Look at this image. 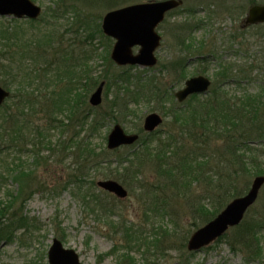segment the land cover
<instances>
[{
	"label": "rangeland",
	"instance_id": "obj_1",
	"mask_svg": "<svg viewBox=\"0 0 264 264\" xmlns=\"http://www.w3.org/2000/svg\"><path fill=\"white\" fill-rule=\"evenodd\" d=\"M33 1L43 10L36 22L0 17V28L8 32L5 39L0 40V84L14 96L18 86L26 88L30 84L24 78L31 77L34 70L41 71V80L35 84L48 85L41 81L50 71L48 76L53 78L58 74L61 81L40 90L46 89V99L50 100L52 95L48 94L55 88L58 95H63L62 106L66 97H71L66 89L70 87L72 75L66 77L62 73L66 72L67 65L72 71V65L88 63L97 75L104 72L119 75L123 71L112 61L105 60L115 43L104 37L101 29L103 17L117 9L109 8L151 0H85V4H78L79 12L72 11V1L64 4L58 0ZM258 4H264V0H184L183 8L173 11L158 28L162 37L156 53L158 65L149 70H127L132 80L139 79L131 87L133 91L136 87L139 92L155 94L149 102L138 101V116L127 114L107 120L103 128L88 133L72 129L69 106L52 113L42 106L37 113L31 114L33 126L49 129L46 136L51 145L41 151L47 161L36 170L39 183L25 205L23 217L26 220L5 222L11 237L10 240L0 238V264H48V250L54 238L60 239L66 248L74 249L83 264H264V188L239 228L231 229L200 252L190 253L186 248L190 236L203 224L202 213L214 211L218 206L217 198L222 197L227 185L244 195L256 177L251 176L249 168L231 184L230 178L239 171L228 150L237 151L245 160L248 156L249 160L255 157L261 165L260 171H264V25L242 28L248 9ZM187 11L191 12L186 14ZM138 50L133 49L135 54ZM59 62L65 65L52 70ZM223 70L228 73L224 74ZM198 75L209 77L213 82L212 93L222 91L231 104L241 105L248 99H257L258 103L259 98L261 106L258 114L243 120L242 126L230 129L229 133L220 129V140L213 138L207 146H199L198 142L196 145L194 140L181 136V125L175 118L181 116L185 120L197 113L196 109L202 106L201 100L207 99L201 96L179 104L174 97L188 78ZM16 76L21 77V85L18 81L14 83ZM221 76L226 78L221 79ZM222 81V89H219ZM117 89L113 82L107 94L105 86L100 114L109 110ZM58 95L54 96L57 101ZM125 98L122 101L136 107L137 104L128 102H133L132 96ZM14 103H17L16 97L10 99L7 106L12 107ZM151 113L164 119L156 139H150L154 140L153 147L165 150L173 167L195 159L197 161L192 164L195 168L196 163L205 164L203 174L207 182L202 180L189 186L192 179L184 178L181 173L173 177L161 174L152 161L142 163L140 158L136 159L144 151L134 156L136 148L133 146L114 152L107 150L108 134L116 124L129 134H140L139 144L147 141L148 135L142 131L143 121ZM53 125L59 128L53 130ZM249 139L254 145L247 147ZM80 142L84 154L90 149L96 154L103 150L109 153L107 163L89 168L78 183H74L77 175L74 144ZM63 143H67V148L60 155L58 146ZM14 156V150L0 140L1 199L6 190L17 189L7 178L11 167L18 162L17 155ZM27 156L22 158L26 161ZM98 158L103 162L100 155ZM129 159L133 165H120L122 160ZM29 164L34 166L33 161ZM110 170L119 174V179L113 175L114 179L129 190L126 200L104 194L97 187L98 181L108 179L105 173ZM190 170L187 165L186 173L190 174ZM193 172L196 174L195 170ZM90 194L99 196L102 205L97 208L89 203ZM226 199L222 202L229 203L234 198ZM244 223H258L250 229L260 238L262 249H257L256 245L247 249L239 242L245 233Z\"/></svg>",
	"mask_w": 264,
	"mask_h": 264
},
{
	"label": "trees",
	"instance_id": "obj_2",
	"mask_svg": "<svg viewBox=\"0 0 264 264\" xmlns=\"http://www.w3.org/2000/svg\"><path fill=\"white\" fill-rule=\"evenodd\" d=\"M65 1H72L73 12H79L81 10V8H79L78 6L79 3L85 4V0H58V2L62 4L66 3ZM108 2H110V0ZM131 4L133 3L131 2ZM126 5H130V3H125L124 5L118 6L112 5L113 7L109 9L111 10L113 8H119ZM7 34L8 32L6 28H0L1 41L5 39ZM106 57L105 60L111 62L110 54ZM59 65L61 66L65 64H61L59 62L57 67H52V70H59ZM130 69L132 68H122L121 70L123 71H121V74L119 75H114L106 72H104L103 75H97L96 71H94V67L88 63H78L72 65V71L69 70V66L67 65L66 72L62 73L66 77H69L70 74L72 75L70 87L66 89V93L72 98L69 96L66 97L65 102L62 106L61 104L64 99H61V97L63 95H58V93H56L57 91H55V88L50 92V94H48L52 95V97H50V100L46 99V89L44 90V92H41L40 90L41 87H46L52 83L60 82L61 80L58 79V74H55V76L51 78L50 76H48V74L50 73L49 71L48 74L44 76L45 80L41 81L45 83L47 82L48 85H36L35 82H39V80H41L39 76V73L41 71L34 70V74H32L31 77L27 76L24 78V80L29 81L30 84L26 88H24L23 85L17 87V92L13 96L16 97L17 103H14L12 107L5 104L0 108V140L2 142L5 141V143L7 142L8 148L14 150L15 156L17 155L19 162L15 163V166L11 167L10 170L8 169L9 172L7 174V178H10L12 180L13 184L17 186V189L6 190L3 198H0L1 239L10 240L11 237V234L10 237L8 235L9 225L5 226V222L11 221L14 223V221H16V223H23V221L26 220V218H24L25 216L23 217L25 205H27V202L35 193L34 188L36 187V183H39L36 170L38 169V167H40L41 164L43 165L47 161L46 158H43L41 156V151L46 145H48V147H50L51 145L50 139L46 136L49 129L44 130L43 127L37 126L36 124L33 126L30 122L31 114L37 113V109L42 108V106L43 108L46 107L47 110H50V113H52L53 110H62V107L69 106V108H71L70 112L72 115V129H80V131L84 130L88 133L97 132L99 129L103 128L107 120L116 119L120 116L125 117L127 114L138 116V104H140L138 103V101L145 99L146 102H149L151 98L154 99L155 94H151L148 92H139L137 91L136 87L135 91H133L131 87L134 86L139 81V79L132 80L133 77H131L127 72V70ZM13 80L14 83L18 81L20 85L22 84L21 77H19L18 79L16 76ZM101 82H106L107 94L113 82H115V85L118 86L116 94L114 95L113 100L108 107L109 110L103 114H100L101 107L92 108L89 105V98L91 94L97 89ZM55 95H58L60 97L58 101L55 100ZM125 96H132L133 102H128L130 104H137L136 107H131L127 102L122 101V99L126 100ZM148 96L149 98H147ZM44 99L45 102L43 104ZM256 100L248 99L241 105L236 103L231 104L225 96L221 95L215 90L213 91L209 99L206 100L207 102H200L202 106L196 109L197 113L192 114L193 117L191 114H189L188 116H191L187 117L185 120H182L181 116L175 117L178 121V124L181 125L180 134L181 136H185L186 139L194 140L196 145L198 142L199 146H204V144L207 146L208 143L213 141V138H217L220 140V138L222 137V135H220V129L224 128V131L226 133H229L230 129L242 126L243 120L245 118H250L254 113L258 114V109H260L261 106L259 105V98L258 103ZM97 111H99V113ZM75 120L76 122H74ZM57 127L59 128V126H51L53 130H56ZM156 135V133L148 135L146 139L147 141L142 140L140 148L134 153V156L138 151L143 150L144 152L139 153V155L136 156V159L140 158L142 163L152 161V163L155 164L156 170L161 174H167L170 177H173L181 173L184 178L190 177L192 181L190 182L189 186L200 183L202 180L206 182L208 181V179H204L205 174H203L204 168L206 167L205 164L198 165L196 163V168L192 165L197 161V159L192 161L189 160L186 162L183 161L181 165L174 167L170 165V158H168V155H166L165 150L161 151L159 148L157 149V146L153 147L154 140L151 141L150 139L152 137L155 138ZM78 140L80 141V137H78ZM75 145L76 147L74 149L76 152L72 151V154L73 152L75 153L74 158L77 160V175L74 176L76 179L74 183L76 181L78 183L79 178L83 177L84 173L89 168L94 169L97 166H101L104 162L107 163L106 161L108 152L106 150H103L100 154H96L93 150L90 149L87 151L85 150L86 152L84 154L79 147L81 145V142L74 144V146ZM58 148L60 149V155H63L64 149L67 148V143L59 145ZM232 151L233 150H228L227 152L233 159V165L237 167L236 169L239 172L235 173V175L230 178L231 184L237 181L239 174H245V171H247V169L249 168L251 169L250 171H252V177L259 175L264 176V171H260L261 165L256 162L255 157L249 160L248 156L245 160L237 154V151H235L234 153ZM238 152H240V150H238ZM26 155H28V158L25 161L22 157H25ZM99 155L101 156V158H103V162H99ZM247 160H249L250 162H247ZM30 161L34 162V166L29 164ZM126 163L128 166L132 164L131 160L129 159L122 160L120 162V165L123 166ZM187 165L190 166V174H187L185 171ZM178 168L181 172H179ZM194 170L198 176H196V174L193 172ZM106 172L107 174L105 173V176L108 179H114L113 175L117 176V179H119L118 173L112 172L111 170L110 172ZM241 194L243 193L232 190V187L227 185L222 197L217 198L218 206L214 209V211L212 213H202V217H204L202 225L215 218L226 206L227 202H222L224 198H227L226 200H229L231 198L240 197L242 196ZM90 195L91 197L89 198V203L94 204L97 208L102 205L99 196H96L94 194ZM85 202H87V199L85 200ZM257 224L258 223H254L250 225L244 223L243 225V227L245 228V233L244 236L239 239V242L247 249H252L251 245H256L257 249H262L260 238L256 237L255 234H252L250 229Z\"/></svg>",
	"mask_w": 264,
	"mask_h": 264
},
{
	"label": "water",
	"instance_id": "obj_3",
	"mask_svg": "<svg viewBox=\"0 0 264 264\" xmlns=\"http://www.w3.org/2000/svg\"><path fill=\"white\" fill-rule=\"evenodd\" d=\"M181 0H166L149 2L124 7L111 11L105 15L102 23L103 33L114 39L115 44L111 52V59L116 65L140 66L152 68L157 64L156 50L161 44V37L156 32L158 25L165 15L180 7ZM41 8L31 0H0V16L28 18L37 20L41 15ZM264 22V7L251 9L248 24ZM139 47L137 55L133 48ZM104 83L91 95L90 104L94 107L102 103ZM210 81L203 77H194L185 83V88L176 93L180 102L192 94L207 93ZM10 96L0 85V106ZM162 118L157 114H150L145 118L144 129L154 131L162 124ZM138 140L137 135H128L121 126L116 125L108 137V149L114 150L120 146L133 145ZM98 186L120 199H126L128 192L116 181H100ZM264 186V177H257L253 181L250 191L244 197L232 201L224 211L212 222L195 232L189 243V251H200L220 238L230 227L238 226L248 210L256 203L259 193ZM49 264H82L79 255L72 249H65L58 239H54L48 253Z\"/></svg>",
	"mask_w": 264,
	"mask_h": 264
},
{
	"label": "flooded vegetation",
	"instance_id": "obj_4",
	"mask_svg": "<svg viewBox=\"0 0 264 264\" xmlns=\"http://www.w3.org/2000/svg\"><path fill=\"white\" fill-rule=\"evenodd\" d=\"M244 10H245V9H243V10L240 11V12L243 13ZM232 13H233V12H232ZM233 14H234V13H233ZM246 15H247V13H246ZM242 28H243V29H250V28H252V27L246 25V17H245V19L243 20Z\"/></svg>",
	"mask_w": 264,
	"mask_h": 264
}]
</instances>
